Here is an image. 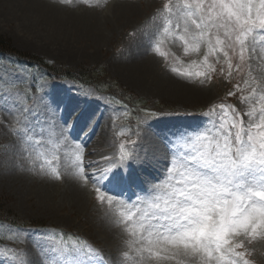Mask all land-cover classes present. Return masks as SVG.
Listing matches in <instances>:
<instances>
[{"label":"rangeland","instance_id":"rangeland-1","mask_svg":"<svg viewBox=\"0 0 264 264\" xmlns=\"http://www.w3.org/2000/svg\"><path fill=\"white\" fill-rule=\"evenodd\" d=\"M40 1L70 16L69 26L58 30L38 20L42 26L29 31L28 18L20 15L29 14L27 4L0 0V39L23 56L79 71L91 84L46 78L13 58L0 60V264H170L136 251L133 240L141 229L128 223V201L158 182L163 190L170 162L178 168L196 135L210 136L221 124L226 109L219 102H228L244 122L246 113L258 112L260 93L253 99L251 89L261 83L264 50L257 45L256 58L246 54L243 62L238 52L231 56L230 74L222 53L223 73L210 58L217 71L206 80L196 72H207V48L185 54L176 20L168 25L164 19L169 0ZM96 19L101 37L90 25L82 27ZM164 27L172 34L165 37ZM137 68L143 81L133 75ZM118 93L132 96L136 109L110 101ZM43 102L67 128L66 138L52 126ZM29 121L32 131L25 134ZM86 162L101 169L88 174L93 179H85ZM73 176L86 193L81 206L69 196ZM112 187L120 191L113 194ZM59 232L73 240L67 250ZM86 248L97 254L80 251ZM238 250L249 264H264V234L246 236Z\"/></svg>","mask_w":264,"mask_h":264},{"label":"snow or ice","instance_id":"snow-or-ice-1","mask_svg":"<svg viewBox=\"0 0 264 264\" xmlns=\"http://www.w3.org/2000/svg\"><path fill=\"white\" fill-rule=\"evenodd\" d=\"M163 10L168 25L176 20V35L185 54L207 48L202 61L207 72H196L203 79L210 80L217 71L212 57L223 73L222 53L230 74L231 56L238 52L243 62L246 54L249 60L256 58L257 45L264 50V0H181L177 4L169 0ZM163 32L165 37L172 34L169 27ZM251 92L253 99L260 93L261 106L258 112L246 113L247 122L233 112L231 123L227 127L221 123L214 135L197 134L195 146L181 157L179 167L170 162L163 190H157L158 182L148 194L128 201V223L141 229L133 240L141 257L170 264H249L238 249L244 247L246 236L264 234V74ZM225 107L221 105L222 110ZM43 108L52 126L66 138L67 128L57 123L45 102ZM30 123L25 124V134L32 131ZM80 251L97 254L90 248Z\"/></svg>","mask_w":264,"mask_h":264},{"label":"bare ground","instance_id":"bare-ground-1","mask_svg":"<svg viewBox=\"0 0 264 264\" xmlns=\"http://www.w3.org/2000/svg\"><path fill=\"white\" fill-rule=\"evenodd\" d=\"M9 1H11L12 3H14L16 5L27 4V12L29 14H25L23 12H20V15H25V17L28 18V24L29 25H27L26 28L29 31L36 28L37 24H39V26H42L38 20H41L42 22H45V23L50 22L51 23L50 26L53 29H58V30L66 29V27L69 26L68 23H69V19H70L69 17L70 16L66 17L68 15H66L64 12H61V11H59V10H57V9L47 5V4H44L40 0H9ZM130 7L131 6H123L122 8L125 9L126 12L128 13L130 11ZM19 9H21V8H19ZM88 25H90L92 27V29L95 32H97L101 37V33H100L101 27H100V23L98 22L97 19L92 21V23H88L86 25H83L82 27L87 28ZM136 74H138V76H136ZM133 75L135 76L136 79H139V80L141 79L142 81L144 80V77H145V74H141L138 68L134 71ZM151 143H153V141ZM160 161H161V159L158 160V163H157L155 160L154 162H150V164H151V166H153L155 168L158 166ZM88 164L90 165L89 167H87ZM100 170H101L100 167L97 166V164L95 162H86V169H85V175L86 176H88V174H90V172H92L93 174L99 173ZM68 189H69V196L73 200V202L76 203L77 205L81 206L82 202L85 200L84 198H85L86 193L84 192L81 184L78 182V180L74 176H73V178H70V181H68ZM105 227H107L108 229L113 228L111 226H105Z\"/></svg>","mask_w":264,"mask_h":264},{"label":"trees","instance_id":"trees-1","mask_svg":"<svg viewBox=\"0 0 264 264\" xmlns=\"http://www.w3.org/2000/svg\"><path fill=\"white\" fill-rule=\"evenodd\" d=\"M0 52L7 53L13 56L18 57L21 61L26 62L29 65L35 66L38 69H43L44 72L51 74L57 78H69L72 80L81 81L86 76H83L79 71H72L69 69L54 67L45 59L36 56H23L19 53L14 52L11 48L8 40H4V38L0 39ZM123 101H126L128 105L132 106L133 104L129 101V98L123 97Z\"/></svg>","mask_w":264,"mask_h":264}]
</instances>
